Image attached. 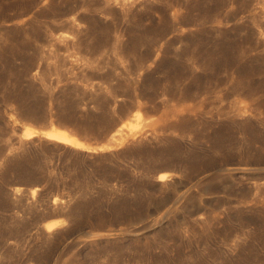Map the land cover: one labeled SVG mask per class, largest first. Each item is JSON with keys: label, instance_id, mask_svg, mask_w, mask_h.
I'll use <instances>...</instances> for the list:
<instances>
[{"label": "rangeland", "instance_id": "1", "mask_svg": "<svg viewBox=\"0 0 264 264\" xmlns=\"http://www.w3.org/2000/svg\"><path fill=\"white\" fill-rule=\"evenodd\" d=\"M0 264H264V0H0Z\"/></svg>", "mask_w": 264, "mask_h": 264}, {"label": "trees", "instance_id": "2", "mask_svg": "<svg viewBox=\"0 0 264 264\" xmlns=\"http://www.w3.org/2000/svg\"><path fill=\"white\" fill-rule=\"evenodd\" d=\"M115 155H117L118 153H114ZM112 154L108 153V154H94V153H87V152H78L77 151V157H76V174H74L70 181H68L66 184L62 183L61 184V188L66 187L67 190H69L70 192H72L73 194H75L78 191H82L85 193V183L86 180L91 179V182L93 180L94 175L97 173L100 176L101 175L99 172H105V173H109V176H105L104 179H106L107 181H113V177L110 175L113 173V171L119 173V169L121 166H119V163L117 161L114 162H106V163H102L101 166H98L99 163H101V159L103 157H111ZM126 174V173H124ZM105 175V174H104ZM65 176L68 177L69 176V171L68 169L65 170ZM50 189H58V187L56 185H50L48 187L47 190ZM80 198H78V200L76 201L77 203L73 206V208H79L83 211H87L89 210L91 207H93V205H96V199L95 198H91L89 199L87 202L85 203L83 201H79ZM69 217V215H67ZM95 222L97 223L99 221L98 215H96L94 217ZM85 223V222H84ZM83 224V223H82Z\"/></svg>", "mask_w": 264, "mask_h": 264}, {"label": "bare ground", "instance_id": "3", "mask_svg": "<svg viewBox=\"0 0 264 264\" xmlns=\"http://www.w3.org/2000/svg\"><path fill=\"white\" fill-rule=\"evenodd\" d=\"M230 1V0H229ZM237 1V0H236ZM236 3V2H235ZM217 5H219V4H217ZM217 5H216V7H217ZM209 6H210V4H209ZM223 6V5H222ZM207 7H208V5H207ZM212 7V6H211ZM233 7H234V5H233ZM213 8H214V6H213ZM222 8V7H221ZM220 8V9H221ZM230 8V7H229ZM214 9H218V8H214ZM222 9H224V8H222ZM235 9V8H234ZM233 9V10H234ZM209 11V10H208ZM211 11H213L212 13H214V10H211ZM204 12H205V10H204ZM203 12V13H204ZM234 12V11H233ZM207 13V12H206ZM206 13L204 14V16L206 17ZM216 13V12H215ZM220 13V12H219ZM224 13V12H223ZM235 13V12H234ZM211 14V13H210ZM217 14V13H216ZM215 14V15H216ZM228 14V13H227ZM226 14V15H227ZM209 15V14H208ZM234 15V14H233ZM211 16V15H210ZM219 16V15H218ZM218 16H216V17H218ZM228 16V15H227ZM200 17H202V16H200ZM209 17V16H208ZM220 17H221V15H220ZM210 18V17H209ZM229 18V17H228ZM198 19H200V18H198ZM208 19V18H207ZM217 19V18H216ZM220 19V18H219ZM218 19V20H219ZM226 20H227V18H225ZM205 21H207V20H205ZM213 21V20H212ZM220 21H221V19H220ZM230 21V20H229ZM210 22V21H209ZM227 22V21H226ZM226 22H224V23H226ZM198 23V22H197ZM205 23V22H204ZM216 23V22H215ZM222 23V22H221ZM228 23V22H227ZM195 24V23H194ZM199 24V23H198ZM204 25V24H203ZM195 26V25H194ZM206 27V26H205ZM225 31H226V29H225ZM220 32H222V31H220ZM223 34V33H222ZM218 41V40H217ZM216 42V41H215ZM215 42H214V44H215ZM221 44V43H220ZM226 44V43H225ZM233 45H234V43H233ZM219 46H221V45H219ZM224 46V45H223ZM236 47V46H235ZM234 47V48H235ZM213 54V53H212ZM228 54V53H227ZM228 56V55H227ZM209 58H210V55H209ZM237 58V57H236ZM235 58V59H236ZM210 59H208V61H209ZM199 62H200V60H198ZM193 63H195V62H193ZM201 63V62H200ZM194 65V64H193ZM201 65V64H200ZM199 65V66H200ZM198 66V65H197ZM201 67V66H200ZM203 67V66H202ZM193 69V68H192ZM206 69V68H205ZM203 70V69H202ZM207 70V69H206ZM195 71V70H194ZM194 71H193V73H194ZM204 71V70H203ZM196 73V72H195ZM195 77H196V74H195ZM197 80V79H196ZM199 80V79H198ZM35 136H44V137H46L47 139H49V140H54V141H58V142H62V143H66V144H70V145H74V144H76L77 142L79 143V139L77 138V136H75L73 133H71V132H69V130L67 131V130H65V129H62V128H58V127H52V128H49V129H41V130H38V129H35V128H32V127H25V129H24V132H23V134H22V139H31V138H33V137H35ZM159 179L161 180V181H166V180H168L169 179V175H168V173H163V174H161L160 175V177H159ZM60 225V221H53V222H50V223H48V224H46V226H45V228H46V230H48V231H52V230H54V229H56L58 226Z\"/></svg>", "mask_w": 264, "mask_h": 264}, {"label": "water", "instance_id": "4", "mask_svg": "<svg viewBox=\"0 0 264 264\" xmlns=\"http://www.w3.org/2000/svg\"><path fill=\"white\" fill-rule=\"evenodd\" d=\"M23 132H24L23 129L19 130V134H23Z\"/></svg>", "mask_w": 264, "mask_h": 264}]
</instances>
